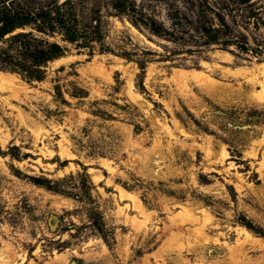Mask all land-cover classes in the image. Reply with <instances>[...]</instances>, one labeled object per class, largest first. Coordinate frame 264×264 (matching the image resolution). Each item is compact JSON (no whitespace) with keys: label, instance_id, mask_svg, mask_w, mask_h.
I'll use <instances>...</instances> for the list:
<instances>
[{"label":"rangeland","instance_id":"obj_1","mask_svg":"<svg viewBox=\"0 0 264 264\" xmlns=\"http://www.w3.org/2000/svg\"><path fill=\"white\" fill-rule=\"evenodd\" d=\"M48 9L79 36L15 29L65 49L41 81L3 62L38 43L0 40V264H264V0H0V19Z\"/></svg>","mask_w":264,"mask_h":264},{"label":"trees","instance_id":"obj_2","mask_svg":"<svg viewBox=\"0 0 264 264\" xmlns=\"http://www.w3.org/2000/svg\"><path fill=\"white\" fill-rule=\"evenodd\" d=\"M240 3L245 4L248 3L250 0H238ZM1 19H0V40L3 39V37L7 34L14 33L15 29H24L26 26L29 25H37L44 24L45 27L41 29L39 27V32H43V30L54 32L56 26L58 27V30L62 32L64 35L65 40L69 42H74L78 38L79 34L78 31L72 29L70 26L66 24V21H64L60 13L56 11L54 15H52V11L43 10L39 13H35L33 15L27 14V13H20L8 10L5 12ZM145 25L151 30L153 33L160 35L161 34V27H159L155 21L151 20L148 23H145ZM207 36L209 37V40H215V37L213 35L209 34V31H206ZM26 39H30L31 41L37 42L38 44L36 46L32 45L34 47L33 51L30 53V65H24L19 62H11V61H3L5 64L12 65V69L18 70L19 73L22 75L23 79H25L28 82L31 81H41L44 77V70L42 69V65L45 64L47 61L53 60L56 57H59L63 54L65 49L60 46L56 42L48 43L47 47L42 48L39 47L41 41L39 39L35 38L32 32L30 31H20L17 33H14L10 35L6 40L7 42H14L19 41L20 44L23 46V49L26 51L30 50L29 41H26ZM36 184L44 185L49 189H54V187L51 185L49 180L46 179H33ZM98 226V222H95ZM251 228V227H249ZM255 233L261 235L264 237V234L260 233L259 231H255Z\"/></svg>","mask_w":264,"mask_h":264}]
</instances>
